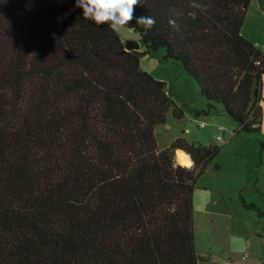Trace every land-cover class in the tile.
Wrapping results in <instances>:
<instances>
[{
	"label": "trees",
	"instance_id": "trees-1",
	"mask_svg": "<svg viewBox=\"0 0 264 264\" xmlns=\"http://www.w3.org/2000/svg\"><path fill=\"white\" fill-rule=\"evenodd\" d=\"M75 3L0 0V264H199L193 190L219 147L158 146L155 126L182 112L140 61L165 48L238 131L259 130L250 0H142L135 17L156 23L134 19L143 49L128 51Z\"/></svg>",
	"mask_w": 264,
	"mask_h": 264
},
{
	"label": "rangeland",
	"instance_id": "rangeland-1",
	"mask_svg": "<svg viewBox=\"0 0 264 264\" xmlns=\"http://www.w3.org/2000/svg\"><path fill=\"white\" fill-rule=\"evenodd\" d=\"M70 11L60 15L59 21ZM241 34L253 43H264V0H250ZM118 35L123 44L139 37L133 29ZM165 53L163 47L151 50L140 61L143 70L166 82L173 106L182 112L177 118L171 107L165 123L155 126L158 146L182 137L219 147L197 177L193 190L199 264H264V215L259 214L264 213V75L255 101L260 110V129L238 131V123L222 105L204 98L195 79L180 63L165 59Z\"/></svg>",
	"mask_w": 264,
	"mask_h": 264
},
{
	"label": "clouds",
	"instance_id": "clouds-1",
	"mask_svg": "<svg viewBox=\"0 0 264 264\" xmlns=\"http://www.w3.org/2000/svg\"><path fill=\"white\" fill-rule=\"evenodd\" d=\"M141 2L142 0H76L75 7L82 9L85 20L94 22L96 26L107 25L113 32L124 34L131 31L134 19L145 30H151L155 25L153 17H135V8Z\"/></svg>",
	"mask_w": 264,
	"mask_h": 264
},
{
	"label": "water",
	"instance_id": "water-1",
	"mask_svg": "<svg viewBox=\"0 0 264 264\" xmlns=\"http://www.w3.org/2000/svg\"><path fill=\"white\" fill-rule=\"evenodd\" d=\"M123 45H124V50L128 51V50H137V49H139L140 46H141V43L139 42V40H136V41L132 40L130 42L124 43ZM188 158H189V160L191 162L189 165H191L192 161H191L189 156H188Z\"/></svg>",
	"mask_w": 264,
	"mask_h": 264
},
{
	"label": "bare ground",
	"instance_id": "bare-ground-1",
	"mask_svg": "<svg viewBox=\"0 0 264 264\" xmlns=\"http://www.w3.org/2000/svg\"><path fill=\"white\" fill-rule=\"evenodd\" d=\"M176 157H177L178 161H180L183 164H188V163L190 164L191 163L190 160L188 161L187 155L182 150L177 151Z\"/></svg>",
	"mask_w": 264,
	"mask_h": 264
},
{
	"label": "built area",
	"instance_id": "built-area-1",
	"mask_svg": "<svg viewBox=\"0 0 264 264\" xmlns=\"http://www.w3.org/2000/svg\"><path fill=\"white\" fill-rule=\"evenodd\" d=\"M255 46L259 47L261 50L264 51V43H262L260 45L258 43H255ZM200 126H204V123H201Z\"/></svg>",
	"mask_w": 264,
	"mask_h": 264
},
{
	"label": "crops",
	"instance_id": "crops-1",
	"mask_svg": "<svg viewBox=\"0 0 264 264\" xmlns=\"http://www.w3.org/2000/svg\"><path fill=\"white\" fill-rule=\"evenodd\" d=\"M137 40H139V38L137 39ZM140 48H141V46H140ZM176 138V137H175ZM174 138V139H175ZM166 146V145H165ZM164 147V146H163ZM178 151V150H177ZM177 151H176V153H177ZM186 154V153H185ZM187 155V154H186ZM187 159H188V161H189V158H188V155H187ZM183 164V163H182ZM184 165H187V166H189V163L188 164H184Z\"/></svg>",
	"mask_w": 264,
	"mask_h": 264
}]
</instances>
